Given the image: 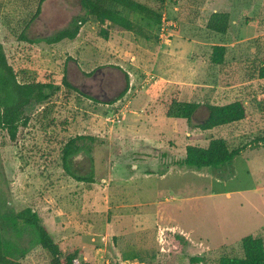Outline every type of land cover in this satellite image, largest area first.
Instances as JSON below:
<instances>
[{
	"label": "rangeland",
	"instance_id": "obj_1",
	"mask_svg": "<svg viewBox=\"0 0 264 264\" xmlns=\"http://www.w3.org/2000/svg\"><path fill=\"white\" fill-rule=\"evenodd\" d=\"M134 1L160 22L126 13L139 26L131 33L99 24L78 0H0V44L17 80L58 88L26 108L14 141L0 130V237L24 264H49L32 232L5 218L26 207L62 253L79 251V263L217 264L242 256L245 236L264 242V148L218 167L174 164L188 145L222 138L236 149L264 136V0ZM213 12L230 15L226 35L206 29ZM79 17L85 24L73 40L43 41ZM216 45L226 49L221 65L210 62ZM172 100L240 101L246 118L203 132L165 116ZM205 115L200 108L192 124ZM79 135L95 139L85 141L92 160L79 152L70 172L91 183L63 168L62 149Z\"/></svg>",
	"mask_w": 264,
	"mask_h": 264
},
{
	"label": "trees",
	"instance_id": "obj_2",
	"mask_svg": "<svg viewBox=\"0 0 264 264\" xmlns=\"http://www.w3.org/2000/svg\"><path fill=\"white\" fill-rule=\"evenodd\" d=\"M45 0H40L44 2ZM163 2L164 0H157ZM83 12L93 17L99 24L110 23L124 31L137 33L139 26L130 20L126 13L139 16L146 21H152L155 25L160 22V16L145 5L134 0H78ZM85 24L83 18L73 21L69 29L57 32L55 35L43 39L47 44H56L62 40H73ZM230 26V15L226 12H213L208 16L206 29L212 33L226 35ZM225 47L216 45L212 48L210 62L221 65L224 60ZM257 78L264 81V62L257 68ZM62 84L72 88L65 78ZM128 83L118 97L109 103L120 100L127 92ZM58 88L53 82H19L14 69L9 65L3 46L0 44V130L5 132L10 141L16 139L18 129L25 127L28 118L25 116L26 108L31 104L42 105L56 92ZM89 99L97 102L95 99ZM204 108L206 115L197 124H192L193 116ZM167 118L182 119L195 129L210 131L215 128L238 123L246 118V109L242 102L233 101L225 105L199 104L172 100L165 112ZM94 141L93 137L79 135L71 138L62 149L63 168L77 182L91 183V176H81L70 172V160L79 152H85L90 160V147L85 141ZM264 148V136L253 140V145L230 149L222 138L210 139L206 146L188 145L184 156L175 164L178 167H186L201 170L208 167H218L230 163L241 155L243 150H256ZM11 222L14 231H31L36 243L49 257V264H88L79 263V251L64 254L58 244L50 236L48 230L41 224L39 215L31 208H24L18 212H11L6 217ZM19 226V227H18ZM242 256L221 257L217 264H264V242L260 237L245 236L240 241ZM193 262H201V258L194 257ZM0 264H24L22 261L9 256L0 237Z\"/></svg>",
	"mask_w": 264,
	"mask_h": 264
},
{
	"label": "built area",
	"instance_id": "obj_3",
	"mask_svg": "<svg viewBox=\"0 0 264 264\" xmlns=\"http://www.w3.org/2000/svg\"><path fill=\"white\" fill-rule=\"evenodd\" d=\"M147 78H148V76H147ZM147 78H146V81H148ZM124 264H126V263H124Z\"/></svg>",
	"mask_w": 264,
	"mask_h": 264
},
{
	"label": "crops",
	"instance_id": "obj_4",
	"mask_svg": "<svg viewBox=\"0 0 264 264\" xmlns=\"http://www.w3.org/2000/svg\"><path fill=\"white\" fill-rule=\"evenodd\" d=\"M167 84H170V83H167Z\"/></svg>",
	"mask_w": 264,
	"mask_h": 264
}]
</instances>
